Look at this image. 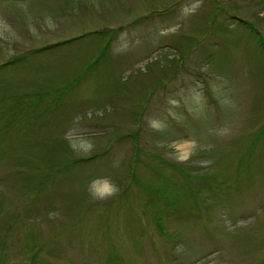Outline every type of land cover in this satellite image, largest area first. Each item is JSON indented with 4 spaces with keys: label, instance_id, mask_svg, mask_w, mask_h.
<instances>
[{
    "label": "rangeland",
    "instance_id": "rangeland-1",
    "mask_svg": "<svg viewBox=\"0 0 264 264\" xmlns=\"http://www.w3.org/2000/svg\"><path fill=\"white\" fill-rule=\"evenodd\" d=\"M24 263L264 264V0H0V264Z\"/></svg>",
    "mask_w": 264,
    "mask_h": 264
},
{
    "label": "trees",
    "instance_id": "trees-1",
    "mask_svg": "<svg viewBox=\"0 0 264 264\" xmlns=\"http://www.w3.org/2000/svg\"><path fill=\"white\" fill-rule=\"evenodd\" d=\"M252 27V26H251ZM254 32H255V30H254V28L252 29ZM252 31V32H253ZM46 47V46H45ZM45 47H42V48H40V49H38V50H41V49H44ZM49 47H51V46H49ZM49 47H46V48H49ZM156 222H157V224L160 226V228H161V225H160V222L158 221V220H155Z\"/></svg>",
    "mask_w": 264,
    "mask_h": 264
},
{
    "label": "bare ground",
    "instance_id": "bare-ground-1",
    "mask_svg": "<svg viewBox=\"0 0 264 264\" xmlns=\"http://www.w3.org/2000/svg\"><path fill=\"white\" fill-rule=\"evenodd\" d=\"M180 147L183 149L185 146L184 145H180ZM97 187H99V185H96ZM103 187V186H102Z\"/></svg>",
    "mask_w": 264,
    "mask_h": 264
},
{
    "label": "water",
    "instance_id": "water-1",
    "mask_svg": "<svg viewBox=\"0 0 264 264\" xmlns=\"http://www.w3.org/2000/svg\"><path fill=\"white\" fill-rule=\"evenodd\" d=\"M26 264V263H25Z\"/></svg>",
    "mask_w": 264,
    "mask_h": 264
}]
</instances>
